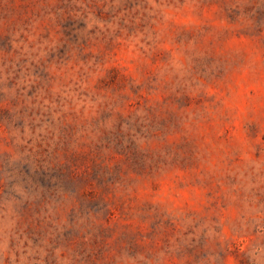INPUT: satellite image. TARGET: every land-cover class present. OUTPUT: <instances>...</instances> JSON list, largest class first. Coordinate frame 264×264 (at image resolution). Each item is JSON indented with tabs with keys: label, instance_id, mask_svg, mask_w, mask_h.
Returning <instances> with one entry per match:
<instances>
[{
	"label": "rangeland",
	"instance_id": "rangeland-1",
	"mask_svg": "<svg viewBox=\"0 0 264 264\" xmlns=\"http://www.w3.org/2000/svg\"><path fill=\"white\" fill-rule=\"evenodd\" d=\"M0 264H264V0H0Z\"/></svg>",
	"mask_w": 264,
	"mask_h": 264
}]
</instances>
